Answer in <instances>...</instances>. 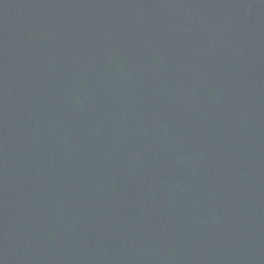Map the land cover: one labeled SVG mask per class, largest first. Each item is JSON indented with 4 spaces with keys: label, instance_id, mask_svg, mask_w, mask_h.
I'll return each instance as SVG.
<instances>
[{
    "label": "water",
    "instance_id": "water-1",
    "mask_svg": "<svg viewBox=\"0 0 264 264\" xmlns=\"http://www.w3.org/2000/svg\"><path fill=\"white\" fill-rule=\"evenodd\" d=\"M0 264H264V0H0Z\"/></svg>",
    "mask_w": 264,
    "mask_h": 264
}]
</instances>
